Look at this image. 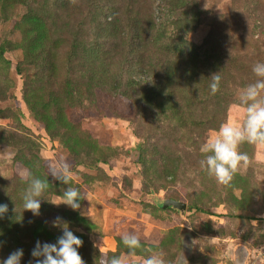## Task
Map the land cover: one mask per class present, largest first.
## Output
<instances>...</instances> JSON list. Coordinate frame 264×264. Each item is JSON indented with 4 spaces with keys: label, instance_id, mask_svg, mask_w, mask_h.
Listing matches in <instances>:
<instances>
[{
    "label": "rangeland",
    "instance_id": "374dc122",
    "mask_svg": "<svg viewBox=\"0 0 264 264\" xmlns=\"http://www.w3.org/2000/svg\"><path fill=\"white\" fill-rule=\"evenodd\" d=\"M30 11L45 27L37 41ZM0 52V260L19 248L35 264L62 217L85 264L126 255V234L141 241L140 264L160 253L166 264H264V150L240 145L249 163L229 186L201 169L199 151L257 79L264 0H0ZM62 165L69 185L52 177ZM32 177L56 203L78 188L81 210L42 200L40 217L23 212ZM167 199L185 213L155 202Z\"/></svg>",
    "mask_w": 264,
    "mask_h": 264
},
{
    "label": "clouds",
    "instance_id": "9594fccd",
    "mask_svg": "<svg viewBox=\"0 0 264 264\" xmlns=\"http://www.w3.org/2000/svg\"><path fill=\"white\" fill-rule=\"evenodd\" d=\"M252 71L257 79L254 83L238 89L237 102L229 108L233 115H230L219 129L208 130L199 147L203 155L200 160L201 169L206 171L208 176L215 178L220 185L229 186L241 168L248 165V155L239 150L241 144L248 143L254 145L258 151L264 150V62H257ZM209 79L210 92L215 95L220 90L221 77L219 74H213ZM52 177L64 185H69L73 173L67 165H62L59 170L53 172ZM48 187L49 181L32 177L22 195L23 212L29 211L34 217H40L42 200H47L53 205H67L73 211L81 210L84 196L78 188L67 187L60 195V202L56 203L43 198ZM14 211L16 212V208ZM8 212V205L0 204V219H4ZM80 214L84 215L83 212ZM22 220L23 215L22 218L16 215L15 222ZM52 227L59 228L62 235L55 243L36 242L31 252L35 264H85L79 253L83 240L73 233L69 222L57 217L52 221ZM122 244L128 249L127 254L112 256L107 264H136L137 250L142 249L138 236L124 235ZM2 246L3 242L0 241V247ZM23 257V249L18 248L6 259L0 260V264H21ZM99 264H105L103 257H99ZM142 264H166V260L163 253L152 254L143 258Z\"/></svg>",
    "mask_w": 264,
    "mask_h": 264
},
{
    "label": "trees",
    "instance_id": "16d2710c",
    "mask_svg": "<svg viewBox=\"0 0 264 264\" xmlns=\"http://www.w3.org/2000/svg\"><path fill=\"white\" fill-rule=\"evenodd\" d=\"M5 1H10V0H5ZM14 6L17 4H25V0H13ZM28 20H32L31 23L34 26H29L31 28H36L33 30V32L31 34H29L30 38L32 41H37V38H41V36H39V34H42V30L45 29L43 21L38 17V15L36 13H34L33 11H30L28 13ZM0 54H2V52H0ZM36 55V56H40V52L38 51H32V50H27V55ZM26 55V56H27ZM19 73L21 72V67L18 68ZM29 81H27L26 83H28ZM25 99L27 101V104L31 107L32 111L34 113H36V108L34 106V103L32 101H30V97L28 96V84L25 86ZM156 203L160 204V206H162L164 204V200H156Z\"/></svg>",
    "mask_w": 264,
    "mask_h": 264
},
{
    "label": "water",
    "instance_id": "95a60500",
    "mask_svg": "<svg viewBox=\"0 0 264 264\" xmlns=\"http://www.w3.org/2000/svg\"><path fill=\"white\" fill-rule=\"evenodd\" d=\"M163 208H172L174 210L179 211L182 215L185 213L187 205L181 201H176L173 199H167L164 201ZM140 264V263H136Z\"/></svg>",
    "mask_w": 264,
    "mask_h": 264
}]
</instances>
